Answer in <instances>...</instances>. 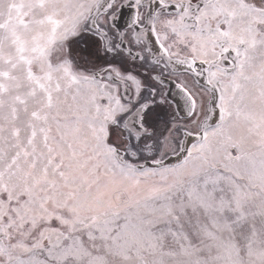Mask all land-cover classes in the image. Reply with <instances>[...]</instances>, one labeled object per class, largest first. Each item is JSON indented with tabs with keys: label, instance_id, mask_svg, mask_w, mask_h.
I'll list each match as a JSON object with an SVG mask.
<instances>
[{
	"label": "snow or ice",
	"instance_id": "6c2138e0",
	"mask_svg": "<svg viewBox=\"0 0 264 264\" xmlns=\"http://www.w3.org/2000/svg\"><path fill=\"white\" fill-rule=\"evenodd\" d=\"M0 264H264V0H0Z\"/></svg>",
	"mask_w": 264,
	"mask_h": 264
}]
</instances>
